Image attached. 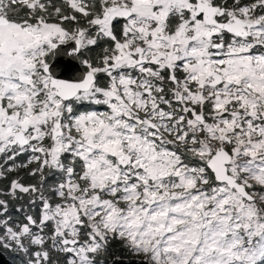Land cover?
<instances>
[{
  "label": "snow or ice",
  "instance_id": "obj_1",
  "mask_svg": "<svg viewBox=\"0 0 264 264\" xmlns=\"http://www.w3.org/2000/svg\"><path fill=\"white\" fill-rule=\"evenodd\" d=\"M264 264V0H0V260Z\"/></svg>",
  "mask_w": 264,
  "mask_h": 264
},
{
  "label": "water",
  "instance_id": "obj_2",
  "mask_svg": "<svg viewBox=\"0 0 264 264\" xmlns=\"http://www.w3.org/2000/svg\"><path fill=\"white\" fill-rule=\"evenodd\" d=\"M0 264H8V258L5 257L3 260H0Z\"/></svg>",
  "mask_w": 264,
  "mask_h": 264
}]
</instances>
